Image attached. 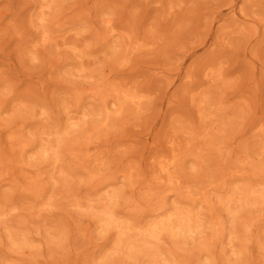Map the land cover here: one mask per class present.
I'll use <instances>...</instances> for the list:
<instances>
[{"label": "rangeland", "instance_id": "1", "mask_svg": "<svg viewBox=\"0 0 264 264\" xmlns=\"http://www.w3.org/2000/svg\"><path fill=\"white\" fill-rule=\"evenodd\" d=\"M0 264H264V0H0Z\"/></svg>", "mask_w": 264, "mask_h": 264}]
</instances>
